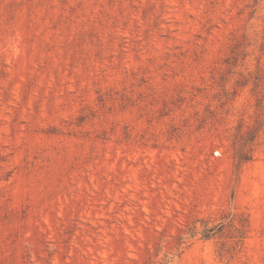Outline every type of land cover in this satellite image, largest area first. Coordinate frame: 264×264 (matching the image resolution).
Here are the masks:
<instances>
[{
    "label": "rangeland",
    "instance_id": "374dc122",
    "mask_svg": "<svg viewBox=\"0 0 264 264\" xmlns=\"http://www.w3.org/2000/svg\"><path fill=\"white\" fill-rule=\"evenodd\" d=\"M0 264H264V0H0Z\"/></svg>",
    "mask_w": 264,
    "mask_h": 264
},
{
    "label": "trees",
    "instance_id": "16d2710c",
    "mask_svg": "<svg viewBox=\"0 0 264 264\" xmlns=\"http://www.w3.org/2000/svg\"><path fill=\"white\" fill-rule=\"evenodd\" d=\"M240 159L247 160L248 157H246V155H243V157H240ZM194 234H201L203 236V238L209 239V238L213 237V235L216 234L215 227H209L208 225H204L202 230L195 227L194 228Z\"/></svg>",
    "mask_w": 264,
    "mask_h": 264
}]
</instances>
